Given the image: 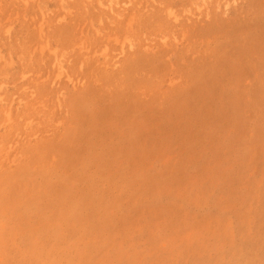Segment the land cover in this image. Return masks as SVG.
Returning <instances> with one entry per match:
<instances>
[{
  "label": "rangeland",
  "instance_id": "1",
  "mask_svg": "<svg viewBox=\"0 0 264 264\" xmlns=\"http://www.w3.org/2000/svg\"><path fill=\"white\" fill-rule=\"evenodd\" d=\"M0 264H264V0H0Z\"/></svg>",
  "mask_w": 264,
  "mask_h": 264
}]
</instances>
